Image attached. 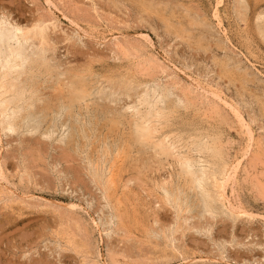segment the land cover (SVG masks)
Returning a JSON list of instances; mask_svg holds the SVG:
<instances>
[{
    "label": "rangeland",
    "instance_id": "obj_1",
    "mask_svg": "<svg viewBox=\"0 0 264 264\" xmlns=\"http://www.w3.org/2000/svg\"><path fill=\"white\" fill-rule=\"evenodd\" d=\"M1 14L45 21L51 64L74 68L90 95L63 109L62 83L42 70L38 107L0 131V264H264V0H0ZM118 81L129 96L108 92ZM144 86L170 91L171 129L211 136L228 166L227 205L246 215L212 217L185 191L184 223L153 188L169 169L137 172L123 154L103 191L90 162L125 136Z\"/></svg>",
    "mask_w": 264,
    "mask_h": 264
},
{
    "label": "bare ground",
    "instance_id": "obj_2",
    "mask_svg": "<svg viewBox=\"0 0 264 264\" xmlns=\"http://www.w3.org/2000/svg\"><path fill=\"white\" fill-rule=\"evenodd\" d=\"M257 19H261V21H264L261 14L257 15ZM10 20L6 15H0V131L7 132L15 131V129L17 128L16 118L21 112L29 113V110L34 108L35 103L37 106V102L40 101L39 93L37 91L39 89L37 88L39 85L38 83L35 84V79L37 78L36 76L38 72H41L42 74V70L43 74H45V76H48L49 79L55 77L52 79H56L57 84L62 83L58 84V86L61 87L62 85V87L61 89H58L59 93L57 94L56 98H60V103L62 104L63 109L71 112L70 109H72L75 103L85 102L87 96L90 95V93H87L90 91H88V89L86 88V90L84 89L85 84L84 80L82 81V79L80 78L81 74L79 75V73H76L75 71L74 73L72 71L74 68L72 70H60V67L59 70H56V66L54 65V63L56 64V61H54L55 57L53 58L54 62L52 61L53 64H51L52 58H49L47 54H49L48 52L50 51L51 54L49 55H51L52 57V51H54V49H52L53 42L51 43L52 38L50 39V35H48L49 33H47L48 26L46 23H44L45 21L41 20L42 22L39 21L26 26L17 22H12V20ZM261 21L259 24L260 26L262 25V27L259 28L261 29V33L264 35V25L261 23ZM116 46L119 47L120 45H115V47ZM57 64L59 65V62ZM53 69L56 70L54 71V76ZM61 77L63 79H61ZM108 84L111 85V82ZM46 85L42 88L44 89ZM138 85L140 86V84ZM128 86L131 87L129 83L128 85L127 83H119L116 86L112 85L110 87L111 90H109V86L107 87L108 92H112V94L117 91L120 92L121 90H125V95L129 96L128 91L129 89L132 90L133 87L130 88ZM132 86H134L135 88V85L132 84ZM155 86H144L139 91L134 92V99L131 101L132 103L130 102V105L128 104L129 106L127 107V109L130 110V113L127 115L128 119L125 118L127 119V130L126 133H124L125 136L120 137V142L116 144L115 141H113V146H109L107 142L105 140L103 141L102 139L103 142L101 146H99L98 150L96 149V158L95 160L91 161L89 165L93 178H95L98 183L100 182L103 191H108L109 184L115 172V162L123 154L124 157H130V159L134 161V164L137 166V172H149L151 175L152 173H155L160 169H169L167 177H161V175H159V178L152 179V184L153 188L156 191L161 192L160 198L162 199V201L165 204L170 205L174 209L176 213V219H181L184 221V223L186 222V218H183L181 216L182 212L189 210V206L186 200L181 197V195L183 194L182 192L185 191H193L197 196L196 200L198 206L201 207V210L203 212L212 217L219 213H224L232 219H237L241 214L244 215V211H240V209L236 210L234 208H231V205H227L228 200L225 194V184L229 175L228 166L223 160L220 152L215 148L213 141L211 140V136H208L201 131L195 130L194 133L185 138L181 135L183 131L181 132V130L178 129H171L169 125L171 124L172 119L175 115L173 114V110L176 108H173L165 103V98L170 91L166 89V87L158 89V87ZM51 87L52 86L50 85V89ZM99 89L101 88H98V90ZM101 91H99V93L102 94L103 91ZM52 92H54L53 89ZM52 92L50 94H52ZM53 94L55 95V93ZM116 95H114L113 97L115 98ZM53 98L55 99V97ZM113 101L114 99L112 100V102ZM31 131L32 130H30V132ZM49 135L51 136V134ZM90 156L92 155L90 154ZM231 166L232 165H230L229 167ZM236 167L237 166L235 165V168ZM173 177H175L176 182L174 181ZM95 179L94 181H96ZM98 187H100V185ZM111 187L112 185L110 186V188ZM105 193L107 194V192ZM109 194L111 193L109 192ZM107 196L108 194L106 195V197ZM108 199L112 201L111 197ZM105 203L107 204V202ZM115 208L113 209V211L115 210ZM98 223H101V221ZM98 226H100V224ZM161 232L163 231L161 230Z\"/></svg>",
    "mask_w": 264,
    "mask_h": 264
},
{
    "label": "snow or ice",
    "instance_id": "obj_3",
    "mask_svg": "<svg viewBox=\"0 0 264 264\" xmlns=\"http://www.w3.org/2000/svg\"><path fill=\"white\" fill-rule=\"evenodd\" d=\"M9 130H11V129H9Z\"/></svg>",
    "mask_w": 264,
    "mask_h": 264
}]
</instances>
